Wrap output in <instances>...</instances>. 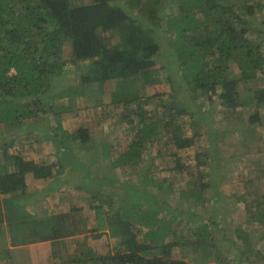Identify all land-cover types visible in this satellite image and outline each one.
<instances>
[{"label": "trees", "instance_id": "trees-1", "mask_svg": "<svg viewBox=\"0 0 264 264\" xmlns=\"http://www.w3.org/2000/svg\"><path fill=\"white\" fill-rule=\"evenodd\" d=\"M178 1L176 13L164 14L166 0H0V126L8 129L4 148L19 140L21 134L38 129L34 123L38 120L47 129L44 139H51L69 152L72 145L78 144L91 155L109 159L112 173L90 175L92 163L69 160L67 165L37 164L21 153L5 151L0 155V238L30 244L56 238L53 236L61 223L85 226L84 206L75 203L60 216L47 215L45 210L43 215L29 214L28 207L40 209L36 204L39 201L34 203L33 193L25 185L31 174L33 179H49L50 185L43 191L48 197L66 185L77 191L81 186L91 188L92 194L82 192L80 198L88 199L96 213L97 226L91 230L92 236L99 238L106 231L122 247L116 254L101 257L93 247L83 246V250L79 247L72 252L67 248L63 259L56 262L53 241L49 250L51 264H256L249 258L255 253L253 240L258 239L251 236L258 233L264 241V189L256 190L259 198L254 191L249 197L240 196L248 223H258L263 227L261 232L248 231L244 225H236L232 231L224 229L225 220H221L218 206L226 194L218 183H212L221 176L214 163L209 166L215 180L202 182L201 191L197 189L196 193L204 198L212 183L214 203L210 215L206 211L176 210L166 198L155 197V192L143 188L139 181H131L128 174L132 169L139 171L136 179L147 180L164 191L169 179L165 175L156 177L158 172L151 164L165 167L168 156L162 146L154 150L151 145L156 141L183 147L193 144L194 138L184 136L187 130L182 117L189 114L198 128L209 120L208 112L212 110H203L215 97L225 106V116L238 111L242 81L257 84L256 102L264 104V85L258 77L260 73L264 75V38L248 36L251 31L253 35H264V19L260 22L263 26L252 23L257 9H264L263 0ZM165 34L171 39L172 59H179L169 66L178 69L174 73L160 62L165 44L161 37ZM68 45L73 68H67ZM235 66L237 74L233 72ZM163 80L170 84L176 80L180 89L170 92L166 100L159 91L145 96L146 87H157ZM90 89L100 95L99 100L110 91L112 103L95 104L93 115L88 113L78 126L66 129L61 116L81 110L79 98ZM200 91L203 97L196 98L193 93L201 96ZM201 100L206 101L205 106H199ZM261 107L264 106L248 109L247 124H264ZM131 115H138L137 120H131ZM99 119H110L112 124L127 119L132 135L127 137V146L118 148L114 141L96 138ZM115 152L117 157L112 156ZM259 152L244 171L242 181L252 182L258 171L264 175V150ZM174 162L177 168L167 165L165 172L170 174L182 167L178 156ZM65 167L67 172L62 174ZM115 168L123 170V178L113 172ZM68 178L71 179L63 182ZM108 183L115 200L125 198L134 204L121 208L110 202V207L105 208ZM97 193H102V198ZM61 227L59 231H64ZM227 239L235 249L231 251L233 259L225 254L229 253L225 251ZM10 254L0 251V264L5 259L10 261ZM35 255L38 261L34 264H48ZM258 255L264 258V254Z\"/></svg>", "mask_w": 264, "mask_h": 264}, {"label": "rangeland", "instance_id": "rangeland-1", "mask_svg": "<svg viewBox=\"0 0 264 264\" xmlns=\"http://www.w3.org/2000/svg\"><path fill=\"white\" fill-rule=\"evenodd\" d=\"M164 5V14H169V11L176 13L179 8V1L166 0V3ZM263 19L264 9H257V14L252 19V23L254 25L263 26V24L260 23ZM251 32L252 33L248 35L249 38H251L252 36L257 38H261L263 36L264 38V35L260 36L258 33H256V35H253L254 32ZM168 35L169 34H165L161 37V41L165 40V44L163 45L164 55L162 61L160 62H162V64L168 65V72L174 73V71H178V69L175 70L173 67L170 68L169 66H171V63L174 61L179 62V59H172L174 55L173 53L169 52L171 49V39H168ZM71 55L72 49L68 45L65 48V57H67V59L69 58L67 61V68L74 67V64L72 63L74 61L71 60ZM235 71H238V68L236 66L233 68V72L237 74ZM239 76L240 75H238L237 77ZM258 77L261 78V85H264V75L260 73L258 74ZM176 80L172 81L171 84L166 83L163 80V83H159L157 87H146L145 96H151L159 91L162 93V95L164 94L162 97L163 100L168 99L170 96V92L180 89L176 83ZM256 86L257 84L255 82L252 84L250 82L242 81L240 90L241 105H238V111L232 112L226 116V108L222 105V101L217 97L213 98L214 101H212L209 106H206V111L203 110L204 112L212 110L211 113L208 112V115L211 116L209 117L208 121L200 124L198 128L193 125L191 116L189 114H186L184 117H182L181 121L183 122V124H185L184 128L187 130V135L184 136H187V138L189 139L194 138L195 140L190 146H177V144H174L173 142L169 143L168 145H164V143L159 144V141H156L151 145L153 146L151 149L154 150L159 149L158 145L160 147H163L166 155L168 156V160H165L167 163L166 166L168 165V168L174 166L175 168H177V163L174 162V159L176 161V156H178L181 160L180 164L182 165V167H178V169L180 170L175 169L170 174L165 172L166 166H161V169L159 166H157V163H155L154 165L153 163L151 164V161H148L150 162L152 169L158 172L155 175L156 177L165 175L169 179V181L164 185V191L158 190L157 187L153 186L152 184L150 185L147 180L136 179L139 176V171H134L133 169L128 173L129 175L131 174L130 180L134 182L139 181L143 188L147 189L148 191L155 192V197L162 196L166 198V200L169 201L171 205L176 207V210L186 209L187 212H201L204 214L206 211V214L209 215L211 206L214 203L212 202V194L214 193L212 183H218L217 186L226 194L224 195V198L218 206L220 216H222V219H220L225 220V222H222L226 226L224 229H230L233 231L234 228L237 227L236 225H244V227H246L248 231L256 232L257 230H260L261 232V229H263V227L261 228L258 223H248V213L245 209L244 201L240 199V196L242 194L249 197V194L253 191L257 192L255 193L257 198L258 196H260V193L256 190L264 189V175H260L262 173L259 171L258 172L260 174H258L257 172V174H255L256 178L253 175L254 180H252V182L250 183L242 181L241 179L244 171H246L250 166V161H252L258 154H260V149L264 150V124H255L251 126L247 124L249 115L248 109H252L257 106H264L263 103L259 104L256 102L255 93L256 89L258 88ZM57 90L58 92L60 91V89ZM85 93V98H79V104L82 106L81 110L67 112L63 114V117L61 116L65 128L68 130L78 126L83 120V117H85V115H87L88 113H91V115H93L96 109L95 104L102 105L106 103H112V95L110 91L103 93L100 100L97 99L100 98V95L96 93V91H92V89L86 90ZM199 93L201 94V96H198L197 92L193 93V95L196 96V98H202V91H200ZM179 97H181V95ZM57 98L59 97L57 96ZM203 100L200 101L199 106L206 105V101ZM155 101H158V99L155 98ZM191 104L189 103L187 105L192 106ZM153 106L154 105L147 106L146 109H151V107ZM111 108H113V106H111ZM260 111L264 114V107H261ZM44 116L45 115H43V117ZM130 118L131 120L134 119L136 121L138 115H131ZM48 119L54 120L55 118ZM122 120L123 122L121 124H112L111 122H109L110 119L106 121L99 119L100 122L96 130L98 132V135L96 136V138L102 140L109 139L112 142L114 141L113 144L118 148L127 146V137H132V135H129L131 133L129 129L130 124L128 123L127 119ZM34 123L38 124L39 128L33 130V132L26 133L24 135L21 134L22 136L19 138V140H17L9 148H4L6 138L5 133H7L6 130L8 129L4 126H0V155L2 156L5 151L8 154L21 153L26 159H31L37 164H57V162H62L67 165L69 160L80 161V163L87 164L92 163L89 165L90 175H97L98 173H101L103 175L109 173L112 175L109 168V159L106 161V159H103L102 156L97 157L96 154L91 155L88 149L83 150V148H80L76 144L71 146L70 152L67 149L59 148L51 139L43 138V132L47 129L43 126H40L38 120H34ZM196 130H198V132L200 133H196ZM31 134L33 135L31 136ZM40 138H42V140H39ZM115 138L117 139L116 143ZM59 152H64V155H60ZM118 155V152H115L112 156L117 157ZM106 163L108 166L106 165ZM210 163H214V166L217 167V170L220 171L221 176H219L217 180H215V176L211 172V166H209ZM67 169L68 167L63 168V170H61L62 174H65L67 172ZM113 172H116L117 176L123 178L124 172L121 168H115ZM70 179H63V182H68V180ZM52 180L55 182L57 180V176ZM73 180L74 182L76 181L75 179ZM213 180L215 181L212 182L210 187L207 189V194L204 196V198H200V195H196V193L198 192L197 189L201 191L202 182H211ZM171 184L173 187H170L172 188L170 191L168 187ZM25 185L26 188L32 191L34 196V203L35 200H38L39 202L36 201V204H38V207H40V209H37L36 211L31 207H28L27 209L29 214H34L35 212H39L40 214H42L45 210V212H47V215L49 214L60 216L66 212H69L71 204L75 203L77 204V206H84L85 214L83 215V218L85 220V226L83 225L80 228V224L76 225V223H73L68 227L67 225H65L66 222L61 223L53 236L56 238L47 241H39L36 243L29 242L30 244H15L14 242H11V240H8V238L2 237L0 238V251L11 252V260H2V264H34L38 261V258L35 254H38V256H41V258L43 257L45 262L51 264L53 263V258L50 256L49 250L51 247L50 243H52L53 241H55L53 247L56 250V255L54 256L56 262H59L63 259L64 251L65 249L67 251V248H71L70 251L72 252L77 250V248L79 247L83 250V246H87V248L93 247V249L97 251V257H101L104 254H116L119 248L122 249V247L118 244L117 238L110 236V234L106 231H102V235L99 238H95L92 236L91 230L97 226L96 213L91 205V202H88V199L84 197L80 198L82 192L92 194L93 190L91 191V188L83 187L80 185L82 189L81 191H77L76 188L70 190V188H68V185H66L62 186L60 189H56L48 197V194H43V191L45 190V187H48L50 185L49 179H33L31 174L27 177ZM112 190L113 189L109 187L108 183L107 188L105 189L107 194L105 193V195L109 196V200H107L105 208L110 207V202H113L114 206H119L121 208H125V205L134 204L133 200L126 201L125 198H123L121 201L115 200L112 197ZM97 196L99 198H102L103 194L97 193ZM16 203H18L17 200ZM194 222L196 223L197 221L195 220ZM61 226L64 227V231H59L62 229ZM217 230L219 231L218 234H222L221 229ZM258 235V233H253V235L251 236L252 238L254 236L255 239H258V241L253 240L254 243L252 245L255 253L251 255L249 260H254L256 264H263L264 258L261 255H258V253L264 254V241H262L260 239V236ZM224 244H226L227 246L225 251H229L228 255L227 253H225L226 256L233 259L232 252H235V249L233 248L231 241L227 239L226 241H224ZM41 249H45L43 251L45 255L39 254L38 251H40ZM192 264L198 263L192 262Z\"/></svg>", "mask_w": 264, "mask_h": 264}, {"label": "clouds", "instance_id": "clouds-1", "mask_svg": "<svg viewBox=\"0 0 264 264\" xmlns=\"http://www.w3.org/2000/svg\"><path fill=\"white\" fill-rule=\"evenodd\" d=\"M78 145V144H77ZM45 249H41V251H44ZM43 254H44V252H43Z\"/></svg>", "mask_w": 264, "mask_h": 264}]
</instances>
